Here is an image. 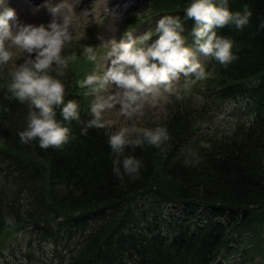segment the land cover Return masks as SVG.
Returning a JSON list of instances; mask_svg holds the SVG:
<instances>
[{
  "label": "trees",
  "instance_id": "1",
  "mask_svg": "<svg viewBox=\"0 0 264 264\" xmlns=\"http://www.w3.org/2000/svg\"><path fill=\"white\" fill-rule=\"evenodd\" d=\"M190 3L150 0L148 10L158 20L180 16L188 35L194 27L186 20ZM246 4L253 13L249 25L219 33L235 42L238 59L227 68L208 61L213 78L203 101L209 103L200 109L172 105L165 121L171 140L159 149H129L144 167L139 177L126 176L124 182L113 174L106 128L81 135V125L73 121L69 127L76 139L62 149L22 144L18 133L26 127L28 107L11 97L9 83L0 85V235L19 227L31 241L17 264H219L245 243L237 242L242 231L251 232L250 244L261 242L264 0H229L232 11ZM76 70L77 63H70L61 79L67 98L79 102L81 119L88 120L90 98L79 88ZM230 103L239 106L229 126L196 138L199 123L224 113ZM189 149L199 160L192 166L184 164ZM257 248L239 252L242 264H249L250 253L259 254ZM9 260L0 258L2 264Z\"/></svg>",
  "mask_w": 264,
  "mask_h": 264
},
{
  "label": "clouds",
  "instance_id": "2",
  "mask_svg": "<svg viewBox=\"0 0 264 264\" xmlns=\"http://www.w3.org/2000/svg\"><path fill=\"white\" fill-rule=\"evenodd\" d=\"M46 7L51 17L49 23L26 24L0 0V66L13 60V47L26 53L7 85L11 97L28 107L26 127L18 136L22 144L38 142L43 150L62 149L76 139L69 127L73 121L81 125V135H87L89 129L108 127L111 122L104 119V113L117 105L120 114L127 118L142 117L146 107H155L166 94L182 99L177 88L181 78L187 92L212 75L201 57L213 58L225 68L238 59L235 42L219 33L225 27L242 31L253 15L247 4L240 11H232L229 0H191L185 13L186 20L194 21V27L188 35L180 16L165 15L157 21L155 37L158 38L154 42L149 43L153 40L152 31L138 38L127 31L119 42L112 40L106 53L110 62L107 70L102 75L94 72L77 82L79 88L87 89L85 97H95L89 105L91 119L82 120L80 104L67 98L68 85L61 78L78 58L96 62L98 48L84 46L82 57L75 52L69 54L67 49L77 38L73 22L76 12L69 0ZM260 26L264 28V23ZM110 85L115 86V92L101 95ZM170 140L164 126L119 127L107 141L114 176L121 182L126 176H140L143 162L129 154V149L134 152L145 145L159 149ZM198 162L197 153L189 149L184 164L192 166ZM5 220L13 222L11 217Z\"/></svg>",
  "mask_w": 264,
  "mask_h": 264
},
{
  "label": "rangeland",
  "instance_id": "3",
  "mask_svg": "<svg viewBox=\"0 0 264 264\" xmlns=\"http://www.w3.org/2000/svg\"><path fill=\"white\" fill-rule=\"evenodd\" d=\"M150 0H69V3L73 6L76 15L74 16V25L76 27L77 38L69 45L68 53L75 52L78 57H82L84 46H93L98 48V59L96 62L88 61L84 58H78L76 61L78 70H76L77 80H82L92 73L102 75L107 67L110 66V62L106 57L107 51L110 49V43L112 40L119 42L124 37L127 31H132L135 37H139L148 31H152L156 28L158 18L152 16L151 11L148 10ZM60 0H4V6L14 9L17 13V17L20 22L26 24H47L50 22L51 17L47 11L46 5H55ZM87 13L86 15H83ZM141 20L138 26H132L129 23L130 20ZM155 37L153 35L154 42ZM14 53L13 60L7 65L0 66V85L10 83L11 74L14 72L15 67L23 63L26 58V53L22 50L13 47ZM34 58V56H33ZM207 69V62L209 58L205 59L201 57ZM208 71V70H207ZM213 78V74L209 79L198 82L189 91L185 92L183 85V78H181L180 84L177 86L182 99L177 100L175 94L167 95L164 99H161L155 107H146L144 115L133 116L127 118L120 114L119 105L115 108L108 110L104 113V119L111 123L106 127L107 134L110 136L117 131L119 127H147L155 128L158 126L165 127V121L170 115V107L172 105H183L196 107L200 109L205 105L206 101H203L201 96V89L209 84V81ZM87 91V89H86ZM115 92V86L110 85L108 88L100 93L107 96ZM203 92V91H202ZM90 98V104L95 98L94 96H88ZM236 103H230L223 114L215 115L211 114L213 118L209 122H201V130L196 138H204L215 134V129L225 130L229 123L234 120L235 114H237ZM243 108V106H240ZM240 111V110H239ZM259 234L262 235L260 239L254 244H250L248 238L251 232H241L237 237L238 242L240 239L245 240V243H241L240 250L231 251L226 253L224 258L220 260V264H241L243 258L242 254H239L245 247H258L259 254L255 255L250 253L248 262L250 264H264L262 254L264 253V232L262 228L259 229ZM261 232V233H260ZM257 233V234H258ZM31 241L26 230L19 229V227H7L0 235V258L9 260L10 264H17L18 257H21L22 251L29 249ZM232 246V245H231ZM238 246V244H237ZM47 249V247H46ZM0 264H2L0 262Z\"/></svg>",
  "mask_w": 264,
  "mask_h": 264
}]
</instances>
